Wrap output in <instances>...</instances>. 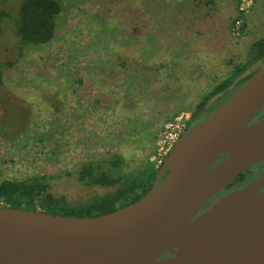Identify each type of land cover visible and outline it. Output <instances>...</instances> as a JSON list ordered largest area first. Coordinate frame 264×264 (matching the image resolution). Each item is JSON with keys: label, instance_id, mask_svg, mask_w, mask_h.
Wrapping results in <instances>:
<instances>
[{"label": "rangeland", "instance_id": "obj_1", "mask_svg": "<svg viewBox=\"0 0 264 264\" xmlns=\"http://www.w3.org/2000/svg\"><path fill=\"white\" fill-rule=\"evenodd\" d=\"M60 1L52 39L31 45L15 34L17 2L0 0V180L49 175L70 205L112 190L79 182L85 163L120 177L157 167L163 125L189 118L264 38L263 0Z\"/></svg>", "mask_w": 264, "mask_h": 264}, {"label": "water", "instance_id": "obj_2", "mask_svg": "<svg viewBox=\"0 0 264 264\" xmlns=\"http://www.w3.org/2000/svg\"><path fill=\"white\" fill-rule=\"evenodd\" d=\"M263 104L264 61L181 135L151 187L123 209L76 217L0 205V264H170L177 258L180 264L192 262L179 251L182 244L264 191L262 172L203 209L241 172L264 163V116L253 121ZM227 195L231 199L217 205ZM263 258L261 201L248 213L242 234L222 264H259Z\"/></svg>", "mask_w": 264, "mask_h": 264}, {"label": "trees", "instance_id": "obj_3", "mask_svg": "<svg viewBox=\"0 0 264 264\" xmlns=\"http://www.w3.org/2000/svg\"><path fill=\"white\" fill-rule=\"evenodd\" d=\"M15 1L18 4L15 34L20 43L40 45L49 42L54 34L55 19L62 11L61 1ZM262 8L264 13V0ZM252 51L253 55L248 62L235 65L233 71L227 77L214 84L203 95L201 101L192 110L191 120L189 118L186 120L184 132L219 106L239 85L251 76L256 69L244 73L250 62L262 63L264 61V38L252 45ZM212 97H214V100L208 103ZM263 116L264 104L253 121ZM120 161L121 157L119 154H112L108 162L110 167L115 169L119 166ZM160 166L161 164L155 167L152 162H148L138 176L120 177L107 169L100 168L89 162L85 163L78 170L77 180L86 186L111 187L112 190L102 195H94L86 202L77 205L68 204L63 196H56L49 190L48 179L51 178L49 175L37 174L18 180L3 179L0 180V205L25 210H40L64 216L91 217L104 215L128 207L138 200L151 187ZM166 173L167 171L163 173L162 178ZM245 174H247V171L241 172L219 193L214 195L204 205L203 209L207 208L221 194L227 192Z\"/></svg>", "mask_w": 264, "mask_h": 264}, {"label": "bare ground", "instance_id": "obj_4", "mask_svg": "<svg viewBox=\"0 0 264 264\" xmlns=\"http://www.w3.org/2000/svg\"><path fill=\"white\" fill-rule=\"evenodd\" d=\"M230 199L231 195L222 197L217 201V205ZM261 201H264V191L249 196L236 212L207 226L202 233L182 244L179 251L181 254H187L192 264H222L242 234V226L248 218V213L254 211ZM148 264L162 263L154 261ZM170 264H180V261L177 258ZM259 264H264V258Z\"/></svg>", "mask_w": 264, "mask_h": 264}, {"label": "built area", "instance_id": "obj_5", "mask_svg": "<svg viewBox=\"0 0 264 264\" xmlns=\"http://www.w3.org/2000/svg\"><path fill=\"white\" fill-rule=\"evenodd\" d=\"M188 119L185 115L184 120L181 115L167 121L163 125L161 136L158 141V150L156 153L157 166L162 164L165 156L170 152L174 144L178 141L185 130V122Z\"/></svg>", "mask_w": 264, "mask_h": 264}, {"label": "flooded vegetation", "instance_id": "obj_6", "mask_svg": "<svg viewBox=\"0 0 264 264\" xmlns=\"http://www.w3.org/2000/svg\"><path fill=\"white\" fill-rule=\"evenodd\" d=\"M191 116V115H190ZM189 116V119L191 120V117ZM224 157V155L223 156H221L220 157V159H222ZM219 159V160H220ZM218 160V161H219ZM217 161V162H218ZM257 166H259L260 167V169H259V171H258V173L255 175V176H253L252 178H249L248 180H246V181H237L236 182V184H235V186L238 184V186H243L244 184H247L248 182H250V181H252L254 178H256L258 175H260L262 172H264V164H262V162H257V163H255V164H253L248 170H246V171H250L252 168H257ZM262 168V169H261ZM258 170V169H257ZM164 257H166L165 255H164Z\"/></svg>", "mask_w": 264, "mask_h": 264}]
</instances>
